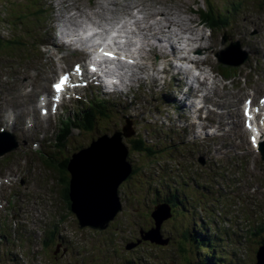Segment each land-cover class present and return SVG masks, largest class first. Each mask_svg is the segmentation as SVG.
I'll use <instances>...</instances> for the list:
<instances>
[{
    "label": "rangeland",
    "instance_id": "374dc122",
    "mask_svg": "<svg viewBox=\"0 0 264 264\" xmlns=\"http://www.w3.org/2000/svg\"><path fill=\"white\" fill-rule=\"evenodd\" d=\"M259 5H264L262 0H0V40L14 39V43L18 41L23 45H14V43H12L13 45H9L11 42L8 41L1 44V47H11L10 51L20 49V54L28 53V51H25V44L30 49L31 46L29 47V45L31 43L36 47L40 42V30L36 27L37 22L45 21L48 24L50 19H54L55 22L60 21L62 24L65 23L66 26L75 29L79 28V25L84 21L85 23L91 21L95 24H102L105 18L107 19L106 21H110V24H113L115 20L125 19L127 13H130L133 8L138 7L141 9L142 14L137 17L141 23L133 24L137 32L135 35L136 40L142 41L146 38V43V40L151 38V35L146 36V34L154 33L158 27L165 26L162 27L166 31L165 36L164 34H159L157 36L161 38L159 41H167V37H170L173 46L176 44L183 50L186 48V43L182 39V35H194L198 28L197 24L201 23L200 11L211 9L219 17H227L229 22L227 21L225 25L219 24L212 31H207L206 25L200 24L201 30L205 29L207 32L200 33L201 30H199L200 32L196 34L199 38V45L196 46V50L197 54L206 62V65L200 64L197 68H194L188 65L187 62H184V60H173L187 65L188 68L186 69L188 70L197 73L204 71L203 76L201 75L199 80L206 81L207 76H212L213 78L219 77L216 73L218 64L214 55L222 48L221 37H224V34L228 35L227 42L237 40L238 33L235 28L238 26L236 24L241 23L242 25H240L239 29H242L243 32L247 30L252 31L250 34L257 33V36L260 38V32L264 31V12H261ZM100 8L103 9L101 10ZM81 12L86 13L88 19L84 18ZM157 12L164 13L165 16L154 15ZM178 12H180L179 16L176 15ZM93 13L97 15V18L92 15ZM246 15H248L247 21L243 22V18ZM10 16L12 17L8 18ZM179 17H182L183 20H178L177 18ZM20 18H23L24 22L30 23V28L33 25L31 31L22 32L21 29L23 28H20L17 24V19ZM15 21L16 23H14ZM155 21H160L163 25L154 24L151 26ZM168 22H173L174 24L170 25ZM127 23L124 22L126 26ZM110 24H108L109 27H111ZM167 26L170 28L167 29ZM225 26L227 27L226 30H224ZM182 28H188L191 32L181 33L179 35L181 38H179L174 33V30ZM41 38L42 41L48 43V46L36 50L39 52L38 55L41 60L39 58L35 66L18 65L16 68H11L5 62L8 59L4 58V52L0 51V109L5 101L6 106L15 108V111L21 105L23 106L20 109L28 108L26 104H29L30 101H34L36 104V99H38L36 97L37 94L42 91L43 87L48 91L50 90L49 83L55 78V75L67 70L66 68H69L70 65L79 62L77 55L70 56L67 53L66 57H63L59 63H55L54 58L58 59L62 56L60 51L63 50V46L65 45L56 36L45 40L41 35ZM127 41H129L128 38ZM155 43H157L156 40H154L153 44ZM259 43L264 46V40H261ZM67 44L72 49H75L72 44ZM57 45L59 49L56 48ZM162 46L165 49L164 55H151L147 53L145 45L140 48L138 47V52L135 53L136 58L133 61L139 67L130 65L127 69H132L135 77L140 75L141 77L150 78V74L157 73L158 69L162 67H167V75L170 74L171 71L168 70L170 66L168 65L169 62L164 59V56L170 54V47L168 45L164 47V44ZM33 52L31 51V53ZM161 58H163L164 64L160 61ZM257 63L258 68H255L256 70L252 72L253 68H249L250 73L246 72L245 74L247 76L252 74L253 78L259 75L258 80L263 82L262 76L264 75L261 74L264 68H262V64L259 61ZM61 66L62 69L60 68ZM243 73L244 71L241 72V74ZM187 74L190 75L188 72ZM185 75L183 74L178 77L185 80ZM149 80L141 90H134L128 97L122 96L121 99H118L120 102L116 106L112 107L108 105L110 109L107 110L106 115L97 116L92 128L85 126L82 130L73 129L62 142H54L52 136L56 130L52 128L58 124V119L66 116L64 114L66 110L61 109L63 107L69 109L70 104L74 101H64L56 114L58 119L54 115V118L47 119L44 123H42L44 121L42 119H46L47 116L44 117L42 115L41 111H39L41 106L37 105L38 113L34 116L35 125L32 126L34 128L32 136L23 132L22 122L32 121L28 111L25 110L20 114L21 117H16V125L13 130L10 128V124L6 125V113H2L0 131L6 130L14 134L18 133L16 137L23 142L25 141L27 145L20 143L19 147L14 151V153H18L11 158H9V154L0 157V161L8 159L4 164L0 162V223L2 224L4 221L0 229V264H58L60 261L66 262L68 257H75L70 264H84L86 256L89 260L85 264H199L202 257H204L203 260L206 258V254H202L205 252L202 251L208 248H199L193 237L196 230L199 232L202 229V226L198 223L200 219L193 214L194 211L187 209V206H184V213H178L181 212V207L178 205L181 203L180 198L182 196L180 194L178 195L179 198H177L178 204H176V202L173 203L169 198L171 196L169 190L167 194L163 193L159 196L150 195L149 193L139 194L140 192L135 190H146L149 187L159 185V188H173L172 194L175 192V185L169 186L167 184L169 183V180H167V165H173L174 167L179 159L176 155L167 154L166 147L168 144L165 142L164 133L165 129L168 128L169 137H174L176 141L182 142L185 131H181L180 126H190V121L185 120L188 114L187 109L184 110L183 108L184 112H182L186 115L177 120L175 119L176 114H169L172 102H164L159 108V112L157 109H154L155 105L160 106L162 99L158 93L156 94L152 90L148 91V88H145V86L150 87ZM25 81H27L26 85L23 86ZM252 87H257V85L253 84L250 88ZM25 91L30 92L26 96V103L21 100L22 96L20 97L21 92L24 93ZM174 91L175 88L172 82L167 80L165 93L172 96ZM176 94L177 100L182 97V94L178 91L174 92L173 95ZM101 96L105 97L104 95ZM113 97L117 99L116 95L106 98L113 99ZM76 108L83 109L82 103L74 105L73 112H76ZM126 119L131 123L133 135L130 138H123V140L132 139L142 134V137L146 139V143H153L149 144L152 145L150 149L152 156L130 151L129 161L140 169L133 176L138 181L137 185H134L131 179H126L119 185V193H121V197L125 199L126 203L120 204L121 211L117 214L115 221L109 222L106 230H101L103 232L99 233L100 236L97 237L96 233L89 232L90 229L87 227L81 229L77 225L78 221L74 216L69 194H67V200L64 194L63 200L59 197L62 185L68 177L65 175L59 177V165L57 163H60L64 157H69L74 148L84 147L86 149L90 147L91 144L89 143L91 139L97 141L99 138L104 137V135L110 138L116 132H123L121 128H127L128 126L125 121ZM18 127H21L22 131L16 130ZM45 131L47 135L43 140V150H40V155H37V152H35L37 156L36 163L39 167L38 173H36L32 167L34 160H30V154L31 150H33L32 146L40 142V137ZM20 132L22 137H19ZM0 136L2 139L5 138L2 133H0ZM130 143L132 144V142ZM184 147L187 148L188 145ZM170 150L172 149H168L167 151L170 152ZM175 150H178L180 153L185 152L182 148ZM0 152H3V150L0 149ZM226 153H228V156L224 157L222 163L220 162L214 170L216 178H219L218 175L227 168L237 171L240 165H252L258 162L256 156L252 154L248 156L244 151L234 152L235 160L229 157V152ZM44 154H46V157H44ZM44 158L48 160H44ZM234 167L236 168L234 169ZM132 168H134L133 165L131 166ZM261 170L264 172V167H261ZM163 171L166 173L163 174ZM173 179L181 183L179 178ZM12 180L13 185L10 186ZM130 192L132 194L129 195ZM137 192L139 193L137 194ZM188 195L193 199L189 198L185 202H195L196 195L194 193H188ZM135 197L139 199L133 202V198ZM158 197L160 204L167 200L168 197L172 201L167 204L169 211L173 209L172 211L175 212L173 217L171 216L166 223H163L162 227H160L161 231L158 233L161 239H168L167 245L158 246L150 244L148 241H143L134 246L135 242L137 243L144 237L141 233L149 231L152 227L153 220H151L150 214L154 211V202ZM58 199H60V204L59 207H56ZM9 200L15 203H11L12 205L8 206L7 201ZM65 200L69 202V206L67 203L65 206ZM130 201L133 204L128 207ZM202 202L203 205H206L207 199H202ZM257 212L260 211L257 210ZM202 213H204L203 209L200 211V214ZM215 213L218 214V211ZM59 214L66 220L62 225L58 223L66 229L67 238L65 245L58 246L54 244L53 246L50 242L52 236L47 240L49 252L46 251L35 258L36 254H38L37 251L27 257L35 246L37 248H44L41 244H37L40 241V234L43 230L52 228L57 223ZM5 215L6 217H4ZM204 219V217H201V224ZM183 227H189V231L192 233L186 232L185 230L188 229L183 230ZM22 229L24 230L22 235H28L29 239H20ZM186 233L188 234L186 235ZM187 237L191 238V240L189 241ZM79 239H83L81 244L78 243ZM179 239L182 246L177 247L174 240ZM207 239L208 236L205 235L201 240L206 242ZM253 242L254 239H251L250 243ZM249 244L244 246L246 247ZM129 245H133L134 247L129 248V250L126 248ZM216 246L218 247V253L221 251L224 253L228 248L226 242L221 243L218 241ZM231 246L233 245H229V247ZM181 247L185 249V253L188 251V255L186 256L188 261L186 263L182 261ZM256 247L253 243L250 255L244 254V248H240L238 251L236 249L232 250L236 255L233 258L237 261L236 264H255ZM11 251H16L14 258L10 256ZM101 257L103 258L101 259ZM196 258L197 262H194ZM13 259H15L14 263L11 262ZM219 264H228V262H226L225 258L223 263Z\"/></svg>",
    "mask_w": 264,
    "mask_h": 264
},
{
    "label": "bare ground",
    "instance_id": "6f19581e",
    "mask_svg": "<svg viewBox=\"0 0 264 264\" xmlns=\"http://www.w3.org/2000/svg\"><path fill=\"white\" fill-rule=\"evenodd\" d=\"M264 4V3H263ZM259 8H260V10H261V12H264V5H259ZM101 9V8H100ZM191 11V10H190ZM179 14H180V12H178V13H176V15L177 16H179ZM214 14H215V12H214ZM81 15L84 17V18H86V19H88V15L86 14V13H83V12H81ZM92 15H94L96 18H97V15L96 14H92ZM154 15H157V16H165L164 15V13H159V12H157V13H155ZM218 16V15H217ZM142 18V17H141ZM161 18V17H160ZM247 18H248V15H246V17H244L243 18V22H246L247 21ZM166 19V18H165ZM177 19H182V17H179V18H177ZM218 19H219V21L220 22H229V20H227V17H219L218 16ZM168 20V19H167ZM140 24V22H139V20L138 19H133V24ZM162 22H160V21H155L151 26H153L154 24H159V25H163V24H161ZM106 24H107V22H106V18H105V21H103L102 22V25L101 24H98V25H95V24H93L92 22H87L86 24H84V27L83 28H81V31L78 33V37H75L74 36V34L73 33H71V32H66V25H65V23H63L62 24V26H61V31H60V34H61V36L65 39V40H67V41H73L74 42V44H76V42H77V44H79V46L80 47H78V48H80V49H82L83 51H80V50H77V51H75V54H82V53H84V51H86V49H87V46L85 45V44H81L79 41V36L80 35H84V34H87L88 32H92V31H90L89 30V28L90 27H93L95 30L96 29H99L101 32H100V34H99V32H95L94 31V34H98V35H95L94 37H93V39H97V38H100V37H102L103 39H107V41L106 42H100V43H98V45H102L103 47H104V49L105 50H107V51H111V52H113V53H115V55L118 57V55H119V52H116V50H115V47H113V43H108V40L110 39V37H109V35L105 32V30H104V28H105V26H106ZM132 24V25H133ZM168 24H170V25H172V24H174L173 22H168ZM200 24L201 23H199V24H197V30H196V32H195V34L194 35H187V34H185L183 37H182V39H184V41H185V43H186V45H185V47H187V46H189L188 48H186V49H181L178 45H176L175 47L180 51V54H178V55H176V56H173L172 57V60H173V58L174 59H176V60H184V61H190V62H199L200 61V57L198 56V54H197V50H195L193 47H196V46H198L199 45V42H198V40H199V38H198V36H196V34L197 33H199L200 31L199 30H201V26H200ZM131 25V26H132ZM202 25H206L205 23L204 24H202ZM240 25H242L241 23H238V24H236V26H238V27H236L235 28V30H236V32L239 34V33H241V29H239V27H240ZM81 25H79V27H80ZM103 26V29L101 30L100 28ZM130 26V27H131ZM176 26V25H175ZM182 26H184V24H182ZM129 27V28H130ZM162 27H165V26H161V27H158L157 28V30L154 32V33H149L148 35H151L153 38H156L159 34H164V36H165V30L162 28ZM168 27V26H167ZM178 27V26H177ZM206 27V29H207V31L208 30H211L212 29V26H208V25H206L205 26ZM181 28V27H180ZM205 29L204 30H201V32L200 33H205V32H207ZM151 32V31H150ZM185 32H188V33H190L191 32V30L190 29H188V28H186V29H180V30H178V29H175L174 30V33L176 34V36H178L179 37V35L181 34V33H185ZM104 33V35H102V36H100L101 34H103ZM135 37V36H134ZM179 38H181V37H179ZM228 38V35H225L224 34V37H221V42H223L225 39H227ZM260 38L262 39V40H264V31H261L260 32ZM112 42V41H111ZM116 42H118V40L116 41ZM137 42V41H136ZM135 41H133V45H138L137 43H136ZM162 42H163V44H164V47H165V45L167 46V45H169V47H171L172 48V44L170 43V41L169 40H162ZM142 43V41L140 42V44ZM144 43H145V41H144ZM9 45H13L12 43H9ZM16 45H22L21 44V42H18ZM132 45V42L131 43H129V45H128V47H130ZM23 46V45H22ZM29 47H30V45H29ZM91 47V46H90ZM138 47L140 48L141 46L140 45H138ZM2 47L0 46V49H1ZM58 48V47H57ZM211 48H213V47H211ZM59 49V48H58ZM92 49H95V46H92ZM221 49V48H220ZM29 51L30 52V50L28 49V46L25 44V51ZM69 50H72V47L71 46H69ZM19 51H20V49H19ZM35 52V55L38 57V58H40L39 57V53L37 52V51H34ZM94 53V52H93ZM222 53V52H221ZM17 54H19V52H17V53H13V55H17ZM168 55H171V53L170 54H167L166 55V59L168 58ZM225 55L227 56V57H229V59L234 63V69H232V70H229V71H225V72H223L224 74L223 75H221L220 77H212V79H213V81L214 82H211V83H209V86L210 87H212V88H217V87H228L229 86V88H230V91H234L235 90V88H236V86H238V88L240 89L241 88V86H247V85H249L250 87L253 85V84H255V85H257V87H252L255 91H259L260 90V92L261 93H263V95H264V81L263 82H261L260 80H258V76L256 77V78H253V77H250V78H242V80L244 81V84L243 85H241V83H239L238 85H234V83H233V81L232 80H235V76H232L231 77V80L230 81H228V77H229V75L231 74V73H234V74H239L240 72H243L244 71V74L248 71V70H250V69H252L253 68V66H251L252 65V62H250V61H247L246 59V57H239L238 55H228L227 53H225ZM172 56V55H171ZM103 58V60L105 61V63H108V64H115V61H112V62H109L108 61V59H106V58H104V57H102ZM221 58L223 59L224 58V56L221 54ZM40 60H41V58H40ZM118 61V60H117ZM219 62H222V61H219ZM202 63V62H201ZM131 64H133V65H135L136 67H139L137 64H135V62H131ZM118 65H119V67H117L116 65H115V67H116V69H115V72H116V74L117 73H121V71L123 72V73H133V70L132 69H130V70H128L127 69V66L122 62V61H118ZM222 67V65H220V67H219V69ZM244 68V70H243V68ZM245 67H246V69H245ZM61 69H62V66L60 67ZM105 68V67H104ZM250 68V69H249ZM175 70H176V67L175 66H173V64H170V78H171V80L173 79V77H175V76H177V74H176V72H175ZM187 71H188V73L189 74H191V77H190V79L191 80H193L194 82H196L197 83V87L194 85V83H192V85L194 86V87H192V89H194L193 91H195L196 93L197 92H200V96H199V100H197L198 102H197V105L200 103V101L201 100H203V99H208L209 98V96H208V93H209V91L207 90V89H201V87L202 86H204L206 83L204 82V81H200L199 79H200V76L201 75H197V73H193V72H191L190 70H188V69H186ZM218 70V69H217ZM198 73H202V74H204V71H202V72H198ZM261 75H264V73H262ZM203 76V75H202ZM118 77V75L115 77V78H117ZM48 78V77H47ZM262 78L264 79V76H262ZM252 79H254V80H252ZM217 85V87H214V85ZM196 87V88H195ZM177 95V94H176ZM176 95L173 97V96H170V95H168L167 93H165V96H166V98L167 99H169V100H171L172 101V110H173V112H177V106H178V102L176 101V99H175V97H176ZM47 96H49V91L47 90ZM186 98H187V100H190L191 99V97H190V95H186ZM182 99H184L183 98V96H182ZM258 100V99H257ZM58 101H59V103L57 104V107H59L61 104V100L60 99H58ZM45 103L48 105L49 103H48V100H45ZM195 103L194 104H192V107H193V109L194 110H196V106H197ZM4 106V105H3ZM57 107H56V109H57ZM35 108V104L33 105V106H30V107H28V108H22V109H20V112L19 111H13L12 112V116H14V115H17V116H20V114L23 112V111H30L31 113H32V115L34 116V112H33V109ZM180 108V110L182 109V111L184 112V110H183V108H181V106L179 107ZM263 109H264V106L262 107ZM36 110V109H35ZM49 110H51L52 112H54V110H53V107H51V109H49ZM203 110V109H202ZM201 110V111H202ZM52 114H54V113H50V114H48L47 116H51ZM179 114V113H178ZM234 116L236 117L237 116V110H235L234 111ZM7 117V116H6ZM15 117V116H14ZM177 117V116H176ZM251 117H252V122H253V124H254V129H253V131L251 132V134H250V137H254V139H255V143H251V144H249L248 142H246L245 140H242V139H240L241 140V143L243 144V146H245V145H248L249 147H251V146H253V145H255L256 143H259V144H261V145H264V115H263V113L261 112V111H259V110H255V111H253V113H252V115H251ZM188 119H191V116H188ZM32 121H30L32 124H33V126L35 125V120H33V119H31ZM194 124H195V129H196V133L192 136V137H190L186 132L183 134V141L184 140H186V139H190V140H193L197 135H199L200 133H202L203 131H206L207 130V128H208V126H211V125H213L212 123H204V122H202V121H200V122H198L195 118L193 119V121H192ZM200 124H201V127H200ZM11 125H15V122H14V118H13V122L11 123ZM214 126V125H213ZM215 127H217V128H219V129H223V125L218 121L217 122V125L215 126ZM233 127V129H235L237 126H232ZM260 127H261V129H260ZM233 129H229L228 130V132H226V138H227V140H228V143H229V145H231L232 144V140H231V136H230V134H232V131L231 130H233ZM236 129H238V128H236ZM206 135L207 134H214V132L212 131V130H210V131H207L206 133H205ZM249 137V138H250ZM164 138H165V142L166 143H168L169 145H170V147H171V145L174 143V141H172L171 140V137H169V135H168V128L167 129H165V133H164ZM14 144H16V145H18L19 143H22V144H24V145H27V143H25V142H23V141H21L19 138H14ZM11 143H13L11 140H9ZM223 142H224V140H223V138L221 137V136H217V137H213L212 139H209V140H206V141H202V140H200V139H195V141H194V143L191 145V146H193L194 147V149H201L202 151H200V152H196L195 150H192L191 149V147H190V151L191 152H188V151H185L184 153H183V155H185L184 157H185V159L187 160V162H189L190 164H192V165H198L201 161H203V160H205L206 161V158L205 157H212V155H214V156H218L219 158L220 157H227L228 156V153H226L225 152V148L223 147V149L222 150H218V153H216L217 152V149H216V147H214V143H222V145H223ZM11 143H9V144H11ZM148 144H153V143H148ZM186 145H187V143H186ZM208 150H211V151H213V153L214 154H211V153H209V152H207ZM229 157L230 158H233L234 160H235V158H234V150H232V149H230V151H229ZM245 154H247L246 152H245ZM5 155V152L4 153H2V156H4ZM248 156L250 155V154H247ZM253 156H256L255 154H252ZM258 158V161L261 163V167H264V156L262 157H257ZM198 159V160H197ZM217 161V158L215 159V162ZM0 162H2V161H0ZM3 164H4V162H3ZM57 165H60L59 163H57ZM217 164L216 163H210L209 162V164L205 167V166H203V167H201V169H195V168H193V169H190L189 167H185L184 169H185V171H188L189 173H190V180L191 181H193V190L196 192V194H197V198L194 200L196 203H198V205H197V209H196V211H194V215L195 216H197L199 219H201V217H204V218H207V216H208V213H206V212H204V213H202V214H200V211L204 208L203 207V202H202V198H201V196H204V193L200 190L201 189V186H205V185H207V183L209 182L208 181V176L209 175H211V173H213V169H214V167L216 166ZM237 164H236V162H235V166H236ZM240 167V166H239ZM238 167V168H239ZM236 167H234V169H235ZM198 172H200L201 173V178H200V176L198 175ZM223 176H227V174L226 173H223ZM21 179H23V178H21ZM185 179V178H184ZM228 180L229 179H224L223 181L225 182V183H227L228 182ZM247 181H249V182H252V180H251V178L250 177H247ZM83 183H89V181H82ZM13 185V180L11 181V184H10V186H12ZM90 185V184H89ZM220 185H221V182H212V191H213V193L214 194H218L219 193V188H220ZM90 187H91V191H90V196L91 197H93V195L95 194V188H94V186L93 185H90ZM228 190L231 192V194H233L235 191L233 190V189H231V188H228ZM187 192L189 193V190L187 189ZM179 194H180V196H182L183 195V187L181 186L180 188H179ZM209 197H210V199H212V201H214L213 200V198H212V195H209ZM85 198H88V196H85ZM172 201L173 202H176V200H175V198L173 197V199H172ZM180 207H181V213H184L185 212V210H184V203L181 201V203H180ZM187 209H189V210H192L193 209V202H188V204H187ZM207 212H210L211 213V215H216V213L215 212H213V211H207ZM214 216H212V217H214ZM167 222V220H165V221H163V223H166ZM183 230H185V229H188V230H185L186 232H190L189 230V227H183L182 228ZM210 230H213L214 232H216V233H218V234H220L221 235V229L219 228V226L218 225H216V227H212V228H202V229H200V231L198 232V230H196V237H199V238H201V237H204L205 235L206 236H208V238L210 237L209 236V231ZM221 230V231H220ZM23 229H22V231L20 232V239H23V240H27V236L28 235H22V233H23ZM223 232V231H222ZM188 233H186V235L188 234ZM192 232H190V234H191ZM225 236V235H224ZM228 235L227 236H225V238H223L225 241L228 239ZM237 237H239V234H237ZM185 238V237H184ZM221 236L219 237L218 236V241L220 242L221 241ZM163 241L164 240H167L166 238H163L162 239ZM188 240L190 241L191 240V238H188ZM167 242H168V240H167ZM158 246H160V245H158ZM210 246H212L213 248H215V249H217L218 247L215 245V244H213L212 242H210ZM38 249V252L42 255L43 253H45L46 251L47 252H49L50 250H49V247H46L44 250L41 248V247H39V248H37ZM202 254H205V253H202ZM225 254V256H223V258L220 260V261H218L219 263H223V261H224V259L226 258V262H228V264H236L237 263V261H235L233 258H232V255L230 254V252H226V253H224ZM219 256L220 257H222L221 256V254H219ZM54 258H55V256H54ZM53 258V259H54ZM75 257H72L71 258V262L73 261V259H74ZM84 258V257H83ZM86 261L84 262V264L85 263H88V260H89V258L86 256ZM197 260V259H196ZM14 261H15V259H13L11 262L12 263H14ZM58 264H63V262L62 261H60ZM67 264V263H66ZM126 264V263H125ZM161 264H166V263H161Z\"/></svg>",
    "mask_w": 264,
    "mask_h": 264
},
{
    "label": "water",
    "instance_id": "95a60500",
    "mask_svg": "<svg viewBox=\"0 0 264 264\" xmlns=\"http://www.w3.org/2000/svg\"><path fill=\"white\" fill-rule=\"evenodd\" d=\"M224 65L234 66L229 61ZM132 135L129 123L127 128H123V132H116L110 138L104 135L97 141H92L90 147L78 150L67 162L69 197L80 228L104 230L121 211L118 187L131 173V165L127 160L129 151L122 140ZM89 184L95 188L93 197L90 196ZM170 217L166 205L157 206L151 214L154 227L141 233L144 237L137 244L148 241L160 246L167 245L168 239L163 241L158 233L163 221ZM132 247L133 245H129L126 248ZM256 264H264L262 248L256 253Z\"/></svg>",
    "mask_w": 264,
    "mask_h": 264
},
{
    "label": "trees",
    "instance_id": "16d2710c",
    "mask_svg": "<svg viewBox=\"0 0 264 264\" xmlns=\"http://www.w3.org/2000/svg\"><path fill=\"white\" fill-rule=\"evenodd\" d=\"M212 16H214V17H212ZM11 17L12 16H10L8 18H11ZM33 17L35 19H37L35 16H33ZM200 19H201V21H202L203 24L205 23L208 26H212V28H215L219 24H222V22L219 21L218 16L216 15V13L214 14V11L211 10V9H205L204 11H200ZM24 21L25 20L23 18L17 19V22H18L17 24L20 27H22L27 32L30 29V25H29L30 23H27V22H24ZM14 23H16V21ZM223 23H226V22H223ZM42 24L44 25V27H47L48 26V24L45 21H43ZM47 30H49V29H47ZM8 41L9 40H5V39L4 40H0V46H1V44L7 43ZM17 43H18V41H16L14 43V45H16ZM8 48H10V47L1 48L0 51L1 50H5V49H8ZM15 50L17 51L18 49H15ZM19 58L25 59V58H29V56H27V55H21V56H19ZM97 114L98 113H95V112L93 113L90 110H87L86 111L85 116H84V119H85V122L87 123V125L89 127L91 125H94V119H96V117L98 116ZM65 129L68 131V127H66ZM142 136L143 135L140 134V136H135V138L128 139V140H123V144L125 145V147L129 151V153H130V151H132V152H136V153H143V154L145 153L147 156H152L151 155V150H150L151 149V146L146 145L147 144L146 143V140ZM126 141H128V142H126ZM130 142H132L133 145ZM63 167H64V171L66 172L67 162L64 163V166ZM134 173H137V172L131 171V173L128 175V177L126 179L128 180L129 178H131L134 175ZM66 176L69 177L68 172L66 173ZM65 183H66L65 199H67V194H68V191H69V188L67 186V184H68V178H66ZM173 197H175V196H170L169 198L170 199H173ZM169 198L167 197V199H169ZM66 203L69 206V202H66ZM178 213L181 214V212H178ZM174 214H175V212H173L172 217L174 216ZM204 221H206L208 223H211L212 222L211 221V216L205 218ZM203 227H204V229L205 228H208V226L206 224ZM196 236H197L196 233L193 234V237L195 238L194 241L199 246V248H203V247H207L208 248L205 251H202V252H205L206 258L203 260L204 257H202V260L203 261L201 260L199 264H219L218 261H220L223 258V256H225L224 253H226L227 251H225L224 253H222V251L218 253L217 252V249H215L212 246H210V242H212L213 244L216 245V243L218 242V237H216V236L214 237V234L212 235L210 233L209 234L210 237L205 242V241H202L201 240V239H203V237L199 238V237H196ZM212 237H214L213 240H211ZM131 238H132V236H131ZM174 243H175V246H177V247L182 246V243L180 242V239L179 240H174ZM261 244H264V241H262ZM206 245H208V246H206ZM243 252H244V254H249V255L251 253V252H248V251H243ZM219 254H221L222 257H220ZM230 254L232 255L233 253H230ZM181 255H182V258H183L182 259L183 263H186L188 261L187 258H186V256L188 255V251L185 253V249L183 247H181ZM235 256L236 255L234 254V257ZM196 259L194 260V262H197Z\"/></svg>",
    "mask_w": 264,
    "mask_h": 264
},
{
    "label": "snow or ice",
    "instance_id": "6c2138e0",
    "mask_svg": "<svg viewBox=\"0 0 264 264\" xmlns=\"http://www.w3.org/2000/svg\"><path fill=\"white\" fill-rule=\"evenodd\" d=\"M86 35L89 36V37H91L93 34H92V32H88ZM112 35L115 36L116 33H112ZM97 43H99V41H97ZM109 43H111V41H109ZM121 43H122V41H121ZM96 51H97V53H98L99 56L104 57V58H106L108 60H115V59H117V56L115 55V53H113L111 51H107L103 47L97 48ZM119 59H124V57L123 56H120ZM128 62L131 63V61H128ZM78 71H79V67H77V72ZM92 71H95V68H93ZM53 87H54V89L56 91H60L62 85L61 84H56V85H53ZM247 115H248V113H247V110H246L245 111V116H247ZM253 143H255V139L254 138H253Z\"/></svg>",
    "mask_w": 264,
    "mask_h": 264
},
{
    "label": "flooded vegetation",
    "instance_id": "af4514ba",
    "mask_svg": "<svg viewBox=\"0 0 264 264\" xmlns=\"http://www.w3.org/2000/svg\"><path fill=\"white\" fill-rule=\"evenodd\" d=\"M65 206H66V202H65ZM95 233H97V232H95ZM98 234V233H97ZM83 239H79L78 240V243H80L81 244V241H82Z\"/></svg>",
    "mask_w": 264,
    "mask_h": 264
}]
</instances>
